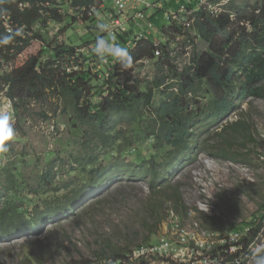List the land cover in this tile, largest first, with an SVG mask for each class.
<instances>
[{
	"label": "rangeland",
	"instance_id": "obj_1",
	"mask_svg": "<svg viewBox=\"0 0 264 264\" xmlns=\"http://www.w3.org/2000/svg\"><path fill=\"white\" fill-rule=\"evenodd\" d=\"M201 1L162 0L166 4L158 13V18L152 20L155 32L168 27V15L177 13L180 6L195 10ZM258 2L260 1L207 0L206 4L201 5L202 9L213 14H220L226 11L225 6L232 5L249 17L252 6ZM108 7L110 4L106 3L103 10ZM52 8L59 10L63 21L51 23L43 17L34 33V36H41L43 39L32 41L24 51V57L39 56L43 50L41 60L44 61L55 56L58 46H75L77 52L83 50L78 61H74L75 66L79 73L91 74L88 56L92 54L96 37L103 34L97 29V24L103 22V16L98 12L97 16L88 21L79 20L76 9L66 1H59ZM230 14L234 20V12ZM239 28H245L246 32L251 30L248 23L237 25L236 29ZM163 33L168 39L167 49L170 55L167 59L164 62L151 60L132 69L137 74L135 79L140 90L151 89L154 94L151 110L166 96L167 91L174 90L166 88V84H171L169 80H166L165 85L158 86V79L169 75V68L177 73L189 67L196 45L198 51L204 49L193 30H183V35L169 34L166 30ZM229 35L227 32L225 38ZM115 42L120 44L118 39ZM109 59L115 57L110 56ZM15 64L14 62L12 65ZM159 65L163 66L164 72L157 74ZM10 69V65L3 62L0 65V77ZM95 76L89 75L91 85L98 87L92 91L91 101L99 103L104 96L105 87L100 88L104 82ZM0 88V112L11 115L16 132L6 142L8 151L0 153V196L5 187H8V173L16 176L21 189L17 194L27 202L30 209L37 206L41 208L44 201L53 199V194H60V197L73 195V186L66 184L74 185L88 178L89 167L84 169L74 163L82 144L88 138L74 135L77 131L72 128V124L76 122L73 123L71 115L61 112L62 104L56 97L46 96L40 102L31 100L24 103L16 99L14 105L6 97V87ZM205 92L203 86L189 101L188 108H199V114L201 110L208 111L204 105L209 96ZM239 119L248 124L252 137L248 133H241L235 136L230 146L223 144L224 137L217 136L221 127ZM208 123L212 124V128L208 133L200 134V151L196 160L173 171L170 176V187L162 193L164 198L161 203H165L163 206L159 207L158 198L156 203L152 202L149 206L150 191L144 182L129 183L126 179L119 181V176H116L105 189L94 193L92 199L78 209L73 217H61L37 235L0 240V264H73L84 260H88V264H109L110 260L104 258L109 257L116 249L124 250L127 244L131 253L141 247L149 252L151 246L160 243L162 239H173L180 230L190 231L196 225L206 231L223 234L231 230L240 231L251 217L261 215L264 211V99H248L237 104L233 113L224 119L206 124ZM82 127V130L89 131L88 127ZM150 146L151 142L147 140L136 148L124 151L122 143L121 147L115 146L117 150H121L115 161L134 163L136 158L148 154ZM221 146L240 156L234 157L236 161L220 158L217 148ZM107 151L98 149L95 152L98 164L110 163L115 152ZM45 178H48V183L44 186L46 191L37 193L38 186ZM51 186L54 187L52 191ZM55 190L59 193H55ZM173 190L182 198L179 210L173 205ZM26 192H31V195H26ZM174 222L178 224V228L171 226ZM242 246H247L246 239ZM98 253H102L100 257L103 258L98 260ZM129 256L132 264H154L155 261L149 257H144V261L135 255ZM157 259L160 260L158 257ZM250 261L251 257L242 258L238 264H250ZM179 263L170 261V264Z\"/></svg>",
	"mask_w": 264,
	"mask_h": 264
},
{
	"label": "trees",
	"instance_id": "obj_2",
	"mask_svg": "<svg viewBox=\"0 0 264 264\" xmlns=\"http://www.w3.org/2000/svg\"><path fill=\"white\" fill-rule=\"evenodd\" d=\"M59 1L69 2L76 9L79 20L88 21L95 17L93 14L89 16V13L92 7L97 6L98 0H3L0 3V34H7L3 16H8L14 25L25 26L27 29L36 23L40 26L43 17L51 23H61L62 14L58 9L52 8ZM259 1L252 6L249 17L232 5L225 6L226 11L216 15H211L204 9L195 12L189 30L195 31L204 49L198 51L196 45L189 67L177 73L169 68V75L158 79V86L165 85L169 80L171 84H166V88L174 90L167 91L166 96L152 110V90H140L132 66L130 69L123 66L117 58L114 71L118 79L115 76H111L108 82L102 79L105 84L100 88L105 87L103 93L106 95L102 96L99 103H93L92 91L98 87L91 85V69V74L88 75L68 74L63 70L70 58H79L77 47L58 46L55 56L42 61L43 50L39 56L25 58L23 55L30 41L42 40L41 36L30 38L26 35L25 39L17 36L8 45H0V65L5 62L11 68L0 77V86L6 87L7 99L16 105V99L24 103L31 100L40 102L46 96L56 97L62 104L61 112L71 115L73 123L76 122L72 124V128L77 131L74 135L88 138L82 144L74 163L84 169L89 167L87 180L74 185L66 184L73 186V195L60 197V194H53L52 200H46L41 208L37 206L33 209L20 199L17 194L21 191L18 180L15 175L8 173V187H5L0 196V240L37 235L61 217H73L78 209L92 199L94 193L105 189L116 176H119V181L126 179L129 183L144 182L150 191L149 206L152 202L156 203L157 198L159 207L163 206L165 203H161L164 198L162 193L170 187L168 183L173 171L196 160L200 151V134L208 133L212 128V124L206 123L224 119L233 113L237 104L248 99H264V0ZM231 12L235 14L234 20L230 17ZM242 23H248L251 30L246 32L245 28L236 29ZM174 26H169L168 33L183 35V29ZM227 32L230 35L225 38ZM122 40L121 37L120 44ZM153 50L152 40L143 41L131 53L132 64L151 58ZM163 56L164 60L169 56L166 46H163ZM14 62L15 66L12 65ZM163 72V66L159 65L157 74ZM93 75L98 77L97 74ZM203 86L209 96L204 105L208 111L201 110L200 115L197 112L200 111L197 110L199 108L189 109L188 105ZM123 122L130 124H122ZM82 126L88 127L89 131L82 130ZM249 130L248 124L239 119L227 122L217 136L224 137L221 138L223 144L230 146L235 136L241 133H248L251 138ZM147 140L151 142L148 154L136 158L131 164L115 161L121 153L115 146L121 147L123 143L126 151ZM98 149L108 150L107 153L115 152L110 163L98 164L95 154ZM217 149L222 159L236 161L234 157L240 156L239 153L227 151L223 146ZM47 183L48 178H45L38 186L37 193H44ZM53 189L54 187L51 191ZM54 192L59 193L56 190ZM173 194V205L179 210L182 198L175 190ZM26 195H31V192H26ZM127 247L124 250H114L104 260H110L109 264H117L118 261L120 264H128L126 256L131 254V250ZM96 255L98 260L103 258L100 257L102 253ZM88 262L84 260L73 264Z\"/></svg>",
	"mask_w": 264,
	"mask_h": 264
},
{
	"label": "built area",
	"instance_id": "obj_3",
	"mask_svg": "<svg viewBox=\"0 0 264 264\" xmlns=\"http://www.w3.org/2000/svg\"><path fill=\"white\" fill-rule=\"evenodd\" d=\"M106 3L110 4V7L103 10ZM201 3L206 4L207 0H202ZM201 3L195 10L182 5L179 7L177 13L169 14V25L165 27L166 32L168 33L167 29L172 25L183 30L191 29L194 21L193 15L203 8ZM148 10L157 12L161 10V6L158 2L144 0H98L97 6L90 9L89 16L92 14L93 16H97L99 12L100 15L103 16V22L108 25L107 31L102 35L106 38L115 36L118 40L122 37L123 40L121 41V45L127 47L131 54L138 49L143 41L148 40L144 31L137 29L144 24L147 30H153L154 28L150 20L152 16L148 17L146 15ZM209 13L211 15H216L210 11ZM2 20L7 33L19 29L22 32V35L19 37L23 39L26 38V35L32 38L37 30V23L27 29L25 26L18 27V25H14L9 20L8 16H3ZM160 38L161 39L153 40V56L151 58L136 61L135 64L131 65L132 69L136 65L145 64L151 60L165 61L163 46L167 47L168 39L165 37L164 33L160 34ZM32 41H34V39L30 41V44ZM92 47V54L88 56L91 72L97 74L99 78L101 77L104 82H108L107 80H109L111 76H115L116 79H118L114 71V65L117 59H109L110 56L99 59L94 53L95 45H92ZM82 51L83 50H79L78 55H81ZM74 61L77 62L78 58L72 57L64 64L63 70L65 73H79L78 67L75 66ZM101 71L103 72L101 73ZM133 73L136 74L134 70ZM104 95H106V93H104ZM176 222L172 223L171 226L178 228ZM245 239L247 240V246L243 248L242 242ZM257 250H264V211L261 215L257 214L255 217H251V219L242 226L240 231L231 230L223 234V232L206 231L196 225L195 229L190 231L180 230L179 233L174 235L173 239H162L160 243L151 246L149 252L143 250L141 247L133 251L132 255L144 261V257H149L150 260H155L153 262L154 264L156 262L158 264H170V261H179V264H238L239 259L251 257ZM129 255L130 254H127L126 256L128 258V264H132L129 262ZM157 257L160 258V260H158ZM117 264H120V262L118 261Z\"/></svg>",
	"mask_w": 264,
	"mask_h": 264
},
{
	"label": "clouds",
	"instance_id": "obj_4",
	"mask_svg": "<svg viewBox=\"0 0 264 264\" xmlns=\"http://www.w3.org/2000/svg\"><path fill=\"white\" fill-rule=\"evenodd\" d=\"M3 0H0L2 3ZM108 25L104 22L97 24V29L100 33L107 31ZM22 35L21 30L10 31L7 34H0V45H8L17 36ZM115 36L106 38L104 35H98L95 41L94 53L99 59H104L108 56L117 58L125 67H130L132 64V56L127 47L116 43ZM16 132L12 123V117L7 112H0V153H6L8 148L6 142L15 136ZM136 251V250H134ZM133 252V251H132ZM132 254V253H131ZM250 264H264V250H257L251 256Z\"/></svg>",
	"mask_w": 264,
	"mask_h": 264
},
{
	"label": "crops",
	"instance_id": "obj_5",
	"mask_svg": "<svg viewBox=\"0 0 264 264\" xmlns=\"http://www.w3.org/2000/svg\"><path fill=\"white\" fill-rule=\"evenodd\" d=\"M144 1H149V2H158L159 1L160 2L159 5L161 6V8H164V5L166 4V2L162 3V0H144ZM159 12L160 11L156 12L154 10H148L146 12V15L148 17L152 16L151 19H150L152 21L153 19L158 18V16H159L158 13ZM137 30H143L144 33L146 34V38L152 40V42H153L154 39L155 40L161 39L160 38V34L163 33V30L165 31V28H162V30L160 31L161 33H160L159 31L155 32L154 28H153V30H147L146 27H145V24H144L143 26H140V28H138Z\"/></svg>",
	"mask_w": 264,
	"mask_h": 264
}]
</instances>
